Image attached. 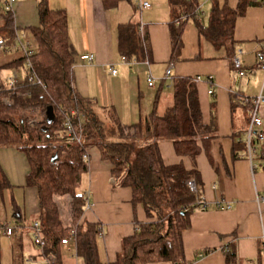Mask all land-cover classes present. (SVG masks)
Masks as SVG:
<instances>
[{"label":"crops","instance_id":"obj_1","mask_svg":"<svg viewBox=\"0 0 264 264\" xmlns=\"http://www.w3.org/2000/svg\"><path fill=\"white\" fill-rule=\"evenodd\" d=\"M213 1L232 10L238 3V0H197L193 18H188L182 31L177 61L171 60L173 19L167 0H122L115 8L104 7L102 0H46V5L50 10H64L67 16L68 40L75 53L72 68L75 92L83 99L93 100L98 109L112 111L123 126L144 122L152 111L164 115L172 105V78H200L195 86L202 121L213 126L215 137L205 147L198 142L200 152L194 162L177 156L170 141L158 143L164 165L180 164L187 171L198 173L200 199L205 204L204 210L190 215L188 227L181 233V262L225 264L223 250L230 248L236 252L237 264H264V104L258 109L262 124L255 129L262 136L261 143L249 156V109L242 103L264 92V71L256 60V55L264 52V5L248 7L234 23L235 56L245 73L240 77L231 70L225 51L216 49L198 34L196 25H208ZM39 2L15 0L12 5L16 39L13 48L9 45L0 48V68L20 60L24 50H35L28 29L39 25ZM143 2L149 8L139 9ZM128 22L141 26L139 31L149 49V60L126 61L120 56L118 27ZM86 54L93 56L92 62L79 59ZM170 64V77L166 78ZM111 70L116 74L111 75ZM14 74L19 80L25 71L3 70L1 77L7 82ZM149 76L153 87L147 85ZM207 77L212 81L208 82ZM210 90L212 94L208 93ZM87 153L88 172L81 192L86 195L88 206L82 220L101 226L99 253L102 262L110 264L121 252L122 240L136 232L137 223L152 220L146 218L141 205L132 204L130 188L115 185L112 166L101 159L99 151L91 146ZM0 169L10 185V189L0 193L2 238H8L4 226H18L13 218L14 204L23 218L17 227L19 238L12 244L10 260L0 250V263L48 264L32 242L31 226L37 222L39 209L36 189L26 186L29 167L25 155L12 147H0ZM59 254L64 264H81L72 243L61 246Z\"/></svg>","mask_w":264,"mask_h":264},{"label":"trees","instance_id":"obj_2","mask_svg":"<svg viewBox=\"0 0 264 264\" xmlns=\"http://www.w3.org/2000/svg\"><path fill=\"white\" fill-rule=\"evenodd\" d=\"M5 1L0 0V39L11 46L16 29L12 7L6 10ZM121 1L102 0L106 8H115ZM167 2L173 19L171 60L177 61L182 49V31L188 18H193L197 0ZM256 4L264 5V1L238 0L234 10L213 1L208 25H196L200 37L225 51L232 71L238 72L233 66L234 23L244 16L248 7ZM37 12L39 25L28 29L35 50H30L31 55L23 52L20 60L0 68V147L15 148L27 159L26 186L37 191L36 219L44 243L39 248L42 257L48 264H64L60 248L72 243L81 264H107L102 262L99 253L101 226L82 220L88 206L86 195L81 192L88 172L83 154H87L89 162L87 149L92 146L102 160L111 164L115 185L130 188L132 204L141 205L146 218L152 220L137 223L136 232L122 240L121 252L110 264H180L183 259L181 233L188 227L190 215L204 210L199 204V176L195 170L187 171L180 164L164 165L158 143L170 141L177 156L194 162L200 152L198 142L205 147L215 137L213 126L202 121L195 79L172 78V105L164 115L152 111L144 122L123 126L112 111L98 109L93 100L83 99L75 92L72 76L75 53L68 40L64 10H50L46 0H40ZM140 27L133 22L118 27V52L126 61L149 60V49ZM19 68L25 71L23 78L12 84L10 80L3 81V70ZM250 101H242L247 110L252 107ZM48 108L52 109L50 121ZM38 116L41 121L30 126V121ZM66 120L70 121L74 135L81 138L80 144L67 137ZM258 134L256 130L252 132L251 154L260 142ZM190 179L197 185L196 193L187 185ZM8 189L10 185L0 169V193ZM64 197L71 200L68 225L64 224L54 203V198ZM13 211V218L20 226L23 218L15 204ZM64 239L69 242L62 244ZM223 253L225 264L238 263L233 249L225 248ZM49 257L53 260L49 261Z\"/></svg>","mask_w":264,"mask_h":264},{"label":"built area","instance_id":"obj_3","mask_svg":"<svg viewBox=\"0 0 264 264\" xmlns=\"http://www.w3.org/2000/svg\"><path fill=\"white\" fill-rule=\"evenodd\" d=\"M264 1V0H262ZM15 3V0H6L4 2L5 4V9L6 10H10L12 5ZM139 9H146V8H149V4H147L146 2H143L141 3L139 6H138ZM177 23V21H176ZM12 47V45H11ZM10 47V48H11ZM0 48H6V45L5 43L3 42V40L0 39ZM13 48V47H12ZM26 52V54L28 55H31V52L30 50H24ZM24 52V53H25ZM82 62H87V63H90L92 62L93 60V56L91 54H86L84 56H81L79 58ZM124 60V58H123ZM256 60H257V64H258V67L264 71V52H260L256 55ZM29 66V64H28ZM233 66L236 70H238V75L240 77H244L245 76V73L242 72L240 69H241V66H240V62H239V59L235 56L233 58ZM171 69H172V65L170 64L165 72V77L166 78H169L170 77V72H171ZM111 75H115L116 72L115 70H111L110 72ZM16 75L14 74L12 76V78L10 79V83L12 84L14 81H16ZM200 80L199 77L195 78V81L198 82ZM29 81H33L32 78H29ZM207 81L208 82H211L212 81V78L211 77H207ZM147 85L148 87H153V82H152V78L149 76L148 79H147ZM209 94H212V91L210 90L208 92ZM251 104H252V107L249 109V112H248V115H249V125H248V129H247V145H248V154L249 156L251 155V147H250V140H251V135H252V132L256 129V128H259L261 126V118L259 116V113H258V109L259 107L264 104V92L260 93L258 96H256L255 98H253L251 101ZM65 128H66V134H67V137L80 144L81 142V138H78L74 135L73 133V128L70 124V121L69 120H66L65 122ZM258 138L261 140L262 139V136L261 134L259 133L258 134ZM83 160L84 162L88 163V157H87V154H83ZM187 185L189 187V189L193 192V193H196L198 188H197V185L195 183V181L193 179H190L188 180L187 182ZM87 202V200H86ZM199 204L201 206V208L205 209V204L202 202V200L200 199L199 201ZM87 205H88V202H87ZM3 232H4V235L9 237V238H15V240L17 241L18 239L16 237H18V234H19V228L17 227H12V226H4L3 227ZM31 234H32V242L35 246H37L38 248H42L44 243L41 239V235H40V229H39V225L37 222H34L31 226ZM69 242V239H64L61 241L62 244H67ZM50 261V259H49ZM180 264H185L183 262H180Z\"/></svg>","mask_w":264,"mask_h":264},{"label":"rangeland","instance_id":"obj_4","mask_svg":"<svg viewBox=\"0 0 264 264\" xmlns=\"http://www.w3.org/2000/svg\"><path fill=\"white\" fill-rule=\"evenodd\" d=\"M4 103L9 104L7 100H3ZM41 121V117H35L34 119H32L30 121L31 124H29L30 126H34L37 122ZM70 198H64V199H57L55 198V204H57V208H58V212L64 222L65 225H68L69 223V219H68V210H69V202H70ZM3 234H0L1 238H0V250H1V254L6 258H8L10 260V256H12V252H13V242L15 240V238H2ZM17 238V237H16ZM19 238V237H18ZM31 238V237H30Z\"/></svg>","mask_w":264,"mask_h":264},{"label":"water","instance_id":"obj_5","mask_svg":"<svg viewBox=\"0 0 264 264\" xmlns=\"http://www.w3.org/2000/svg\"><path fill=\"white\" fill-rule=\"evenodd\" d=\"M47 119L48 121L52 120V109L48 108L47 110Z\"/></svg>","mask_w":264,"mask_h":264}]
</instances>
